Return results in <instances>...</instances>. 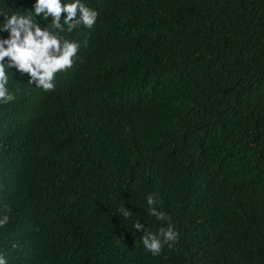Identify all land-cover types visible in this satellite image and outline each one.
<instances>
[{"label":"trees","instance_id":"16d2710c","mask_svg":"<svg viewBox=\"0 0 264 264\" xmlns=\"http://www.w3.org/2000/svg\"><path fill=\"white\" fill-rule=\"evenodd\" d=\"M81 2L98 19L61 34L81 47L55 91L15 71L16 99L0 104L13 152L0 153V253L8 264H264V0ZM149 195L180 233L155 257L133 227L168 226Z\"/></svg>","mask_w":264,"mask_h":264},{"label":"clouds","instance_id":"9594fccd","mask_svg":"<svg viewBox=\"0 0 264 264\" xmlns=\"http://www.w3.org/2000/svg\"><path fill=\"white\" fill-rule=\"evenodd\" d=\"M63 14V15H62ZM98 12L87 7L81 0L64 3L62 0H36L21 5V13H6L0 10L3 21L0 23V104L15 101V95L6 87L11 74L15 71L28 74L29 84L45 92L55 91L58 73L70 70L79 59L80 43L65 39L62 33H69L80 25L91 29L98 19ZM40 20L50 21L41 27ZM66 26V29H65ZM86 46V45H85ZM4 148L6 157H13V152L0 142V153ZM1 159V158H0ZM2 161V159H1ZM150 215L160 221H167L166 228L161 227L158 233L145 229L139 220L133 223L137 231H142V244L152 256H159L165 246L173 250L179 243L180 233L171 222V217L157 209L155 196L147 198ZM4 213L0 214V228H5L10 221V208L4 205ZM119 212L127 219L131 211L121 207ZM13 248L17 245L13 244ZM0 264H8L5 254L0 253Z\"/></svg>","mask_w":264,"mask_h":264}]
</instances>
